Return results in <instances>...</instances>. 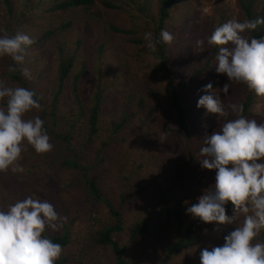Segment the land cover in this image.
Listing matches in <instances>:
<instances>
[{"label": "trees", "instance_id": "16d2710c", "mask_svg": "<svg viewBox=\"0 0 264 264\" xmlns=\"http://www.w3.org/2000/svg\"><path fill=\"white\" fill-rule=\"evenodd\" d=\"M101 1L105 7L110 9L125 7L123 16L129 15V20L133 26L141 32L143 52L150 51L144 40L145 33L151 32L153 39L158 40L161 29H167L175 36L179 34L180 22L190 23L184 17V13L180 14L179 17L175 16V12H180L179 9H175L177 8L175 2L178 0H124L125 5L123 6L114 5L111 0ZM237 1L245 17L244 21L264 17V9L259 14L255 10L256 0ZM95 2V0H33V5L28 10H17L15 9L14 0H3L6 14L4 15V28L0 29L3 30L0 35H15L17 32H21L33 39L34 43L27 47L25 61L22 65L15 64L8 56H4L0 60L2 84L6 87H25L36 93L41 109H33L27 114V118L39 116L45 121V128L54 147L48 153L37 154L31 145L25 144L20 160V164L25 171L15 174L11 171L0 172V209L6 210L17 200L33 196L34 198L48 200L55 206V210L61 217H67L63 228L59 231L46 232V235L53 242L61 244L63 249L56 264H72L70 261L74 259L70 256V250L72 248L78 250L79 247L87 250L86 248L89 246L101 249L110 248L116 264H129L131 261L127 260L126 250L120 246L115 234L125 231L129 234L131 242L147 236L150 232V217L155 215L157 209H159L158 211L168 221H171L170 227H175L174 237L166 248L156 249L159 250V253H155L154 247H147L148 249L144 253L139 251L137 263L135 261L134 263L151 264V260L156 254L155 264H167L168 255H176L186 250L196 249L194 256L196 260L189 264H200V250L205 247L222 245L224 236L233 230L234 225L205 224L187 215L184 202L186 199L191 202L190 198L193 195L191 189L181 196L174 192L172 194L173 198L168 193L163 192L159 203L146 205L139 214L140 218L136 219L134 225L129 229H126L122 213L115 206L116 202L114 203L116 198L103 193L94 182L97 178L92 176L91 171L96 165L84 161L86 158L84 156L87 153H92L98 158L103 148L110 145V141H101V134H107L111 131L116 135L119 130L121 132L126 130L129 138L142 137L144 130L147 128L146 125H154L158 121L155 104L147 101L144 96L137 97L132 92L125 93L126 86L130 81L128 78L129 72L132 74L137 68H141L139 65L140 62H143V59L129 65V63L127 64L128 57L124 56L122 64H119V70L108 72V81L114 82L110 86L112 90H108L109 88L105 85L103 76V72L106 70L104 67L105 55L114 53V49L104 39L94 43L93 48L88 47L87 38L93 28L103 25L101 17H96L92 12V6ZM17 11L19 15L16 14ZM66 12L73 13L76 18H81L84 22L82 28L75 30V25ZM137 15L139 16L137 17ZM96 19L95 24H92L91 21ZM110 28L116 34H129L126 29L116 26H110ZM179 35L182 38V45H177L179 49L174 51L173 55L183 52V57L188 56L187 47L189 44L190 47L188 48L192 47L193 36L186 31L181 32ZM248 37H255L257 40L264 39V25H258L256 30L248 32ZM188 39H190V43ZM135 42L137 45V41ZM94 46L96 47L94 48ZM167 46V44L157 43L156 51L150 53L153 58L147 59L150 63L155 59L157 60L155 55L161 58V61L157 62L158 65L156 63L151 66L157 78V69L162 70L161 63L166 62L167 56L170 60L176 62L173 56L167 55L165 52ZM211 48L212 52L206 50L205 47L199 48L202 54L201 59H195L191 71H189L190 74H186L187 78L185 75L179 76V85L178 82L175 83L169 74L168 76L161 75L166 84V99L169 105L167 120L171 124L170 129L182 137V141L185 143L184 148L189 157L188 160L180 163L184 169L190 164L193 169L194 167L200 168L198 159L194 158L203 146L204 137L211 134L213 129L212 123H207L210 114H207L206 109L197 107L198 99L205 94L202 89L209 83L213 86L218 85L219 82L222 84V80L226 76L216 72L215 56L218 49ZM36 57L41 60L37 61L39 63L37 68H33L31 65L36 64L34 60ZM119 58L121 57L116 59ZM13 65H15V71H10L9 69ZM176 65L178 68L179 63L176 62ZM91 67L94 68L92 73L97 83L92 88V103L88 107L89 112L86 116L85 107L87 105L81 100L80 84H82L81 81L84 80ZM23 68L29 69L31 79L23 76ZM164 69L168 72L165 64ZM210 79L212 80L210 81ZM236 85L240 92L241 100L238 99V101L243 108L242 114L247 118H251L257 114L253 112L256 99H264V97L256 96L243 84L236 83ZM115 89L123 94V99L118 100L113 95ZM64 94L71 95L74 101L80 105L77 112L69 109L71 104H64L62 107L61 97ZM152 94L154 96L157 93L153 92ZM152 99L154 100V98ZM221 99L226 104L225 98L221 97ZM0 106H3V104H0ZM64 107H67V111L62 112ZM103 110L111 113L108 116L110 122L106 128H103L100 118ZM64 118L76 120L78 123H70L64 127L65 129L57 127ZM202 119L207 125L200 122L196 123V121ZM79 120H82V123ZM193 120L195 123H192ZM197 126H202L198 129H205L203 134L199 133ZM130 133L131 135H129ZM139 183L136 184L137 192L139 194L146 193L148 187ZM79 186L86 189L81 196L87 198L85 202L83 201L85 204L81 208L77 204V201L80 202V196L77 192ZM126 196L128 194L123 193L119 198L123 200ZM119 198H117V201ZM196 202L198 201H193V203ZM95 205L105 207L112 220V222L106 223L98 229L95 228L99 223L98 220L91 217L92 210H94L92 207ZM227 214L229 216L233 215L230 204L227 205ZM186 216L190 219H187ZM91 219L94 223H91ZM85 221L88 224L83 230L82 224ZM88 227H91V230ZM217 227L220 228L219 232L214 230ZM165 229L166 232L170 231L169 227ZM81 233L85 236L82 245L77 246L75 243L79 240ZM257 239H264V234L257 237ZM165 255L166 259L162 258ZM146 257L148 261L145 260Z\"/></svg>", "mask_w": 264, "mask_h": 264}, {"label": "clouds", "instance_id": "9594fccd", "mask_svg": "<svg viewBox=\"0 0 264 264\" xmlns=\"http://www.w3.org/2000/svg\"><path fill=\"white\" fill-rule=\"evenodd\" d=\"M258 25H264V17L243 22L231 19L216 27L206 40L196 41L198 47L206 43L218 49L215 70L231 82L218 90H213L211 83L205 85L197 107L219 117L226 114L227 107L236 116L206 135L197 153L201 168L215 171V184L203 191L198 202L186 207V214L205 224L234 225L222 245L200 250V264H264V242L257 241L264 231V123L244 116L239 104L226 106L218 94L226 97L236 82L264 97V39L245 35ZM175 39L167 29H161L158 40L151 32L144 34L146 47L152 52L157 43L170 45ZM33 43L21 32L0 35V56L22 65L26 49ZM9 70L15 71V65ZM22 74L31 79L28 68H23ZM0 104V172L23 173L20 160L25 144L37 154L54 147L45 121L39 116L27 118L33 109H41V104L33 90L3 85ZM229 204L231 216L227 214ZM66 220L51 202L33 196L0 209V264H56L63 249L46 232L59 231ZM214 230L219 232L220 228Z\"/></svg>", "mask_w": 264, "mask_h": 264}, {"label": "rangeland", "instance_id": "374dc122", "mask_svg": "<svg viewBox=\"0 0 264 264\" xmlns=\"http://www.w3.org/2000/svg\"><path fill=\"white\" fill-rule=\"evenodd\" d=\"M95 1V4L92 6V12L96 15V17H101L103 25L95 26L93 28L87 38L88 47L93 48L94 43L100 42L101 40L103 41L104 39L107 40V42L114 49V53H108L105 55L104 67L106 70L103 72L105 85L109 88L108 90H112L110 86L114 82L108 81V72L119 70V64H122L124 56L128 57L127 64L129 63V65L139 59H143V62H140L141 64L139 65L141 68H134L136 70L132 74L129 72L128 78L130 81L128 86H126L125 93L129 94V92H132L136 94L135 96L137 97L144 96L147 98V101L155 104L157 114L156 117L158 119L154 125H146L147 128L144 130L142 137L129 138L126 134V130L123 132L119 130L116 135L111 131H106L107 134H101L100 139H102L101 141H110V145L103 148L98 158H96L92 153H87V155L84 156L86 157L84 161L96 165V167L91 171L92 176L97 178L94 182L100 187L103 193L109 197L116 198V201H114V203L116 202L115 206L122 213L124 225H126L125 228L129 229L132 225H134V221L140 218L139 214L146 205H156L159 203L163 192L168 193L170 197L174 192H176L178 196H181L188 190L192 189L193 195L190 198L191 202H188L187 199L184 202L187 207L192 204L193 201H197V198L203 194L205 189H208L214 184L216 175L215 171L202 169L201 166L200 168L194 167L193 169L190 167L191 164L184 169L180 165L181 162H185L189 159V157L184 148L185 143L182 141V137H180L176 132H172L170 129L171 124L167 120L169 105L166 99V84L163 78H161V75L163 74L168 76L169 74L174 79L175 83L178 82L179 85V76L185 75L186 77V74H190L189 71H191V66L195 62V59H201L202 54L200 53V47L196 45V41L198 39L206 40V37L211 35L213 29L231 19L243 22L245 17L237 0H181V2L178 0L175 2L177 5V8L175 9H179L180 11L175 12V10V16L179 17L180 14L182 15L184 13V17L188 22H190L189 24L180 22L181 25L179 27V34L186 31L193 36L192 39L194 42L192 41L191 48H188L190 47V44L187 47L188 56L183 57V52L173 55V52L179 49L177 45H182V38H180L179 34H176V39L172 44L165 47V52L167 55L175 58L176 62L179 63V67L177 68L176 62L170 60V58L165 55L167 56L166 62L161 63L162 70L157 69V78L154 73V69H151V66L155 65L157 62L159 63L161 58H158L155 55L157 60L155 59L153 62L149 63V60L147 59L153 58L150 55L151 51H142L143 46L141 41L143 40V37L139 29L135 28L129 20V15L123 16L125 7L122 9H110L105 7L101 0ZM111 3L117 6L125 5L124 0H111ZM14 5L17 10H28L33 5V0H14ZM263 9L264 0H256L255 10L257 14H259ZM5 14L6 12L4 10L3 0H0V29L4 28ZM16 14L19 15L18 11ZM66 14L69 16L71 22L74 23L75 30L82 28L84 22L81 18H76L73 16V13L70 12H66ZM138 16L139 15H137V17ZM95 21H97V19L92 20L91 23L95 24ZM110 26L126 29L129 31V34H116L111 31ZM245 35L248 36V33H245ZM189 40L190 39H188V42ZM135 41H137V45ZM95 47L96 46H94V48ZM203 47H205L209 52H212V48L206 43ZM118 57L121 58L116 59ZM2 58H4V56H0V60ZM34 60L36 61V64L31 66L33 68H37L39 64L37 61H40L41 59L36 57ZM164 64L167 66L168 72L164 69ZM93 69V67L89 68L84 80L81 81L82 84H80L81 100L85 105H87L85 107L86 116L89 112L88 107L92 103V88L97 83L96 79L93 77ZM1 70L2 65L0 64V71ZM211 80L212 79H210V81ZM225 83H231L227 76H224L222 84L219 82L218 85L213 86L214 90L222 89ZM0 85H3L1 78ZM153 92H156L157 94L153 96ZM218 94L225 98L226 106L233 103L239 104V101L241 100L236 82L231 84L229 93L226 97L222 92ZM113 95H115L118 100L124 98L123 94L116 89L113 91ZM152 98H154V100ZM61 103L62 107L64 104H71L69 109H72L75 112L78 111L80 106L74 101L71 95L67 94H64L61 97ZM66 109L67 107H64L62 112L67 111ZM253 112L257 114L253 115L250 119H255L258 122L264 123V99H256V106L254 107ZM109 115H111V113L107 110L102 111V117L100 118L103 128H106L110 122L108 117ZM226 115L227 116L221 115L219 117L216 114H210L207 123H212V132L217 130L220 123H223L225 120L236 118L235 114H233L227 107ZM74 122L78 123L76 120H68L64 118L59 122L57 127L65 129L64 127H66V125ZM79 122L82 123V120H79ZM199 122L207 125L203 119L196 121V123ZM192 123H195V121L193 120ZM199 127L202 126H197V129ZM192 130L194 131V128ZM204 130L205 129L203 128L198 129L199 133L202 134L204 133ZM129 135H131V133ZM196 158L198 159L197 155L194 159ZM42 172L44 174L46 173L45 171ZM137 183L144 184L148 187L146 188V193L139 194V192H137ZM85 191L86 189L83 186H79L77 191L81 202L77 201V204L80 206L79 208L83 207L82 205L85 204L84 202L87 199L84 198V196H81V194ZM123 193H127L128 196L121 200L119 197ZM117 198H119L118 201ZM171 198H173V196ZM92 209L94 210H92L93 213L91 214V217L93 219H97L99 222L95 228L98 229L100 226L112 222L105 207L95 205ZM158 210L159 209H157L155 215L150 217V232L147 236L140 237L134 242H131L127 232L124 231L123 233L115 234V238L119 241L120 246L124 247L126 250L127 260L131 261L129 264L137 263L139 251L144 253L146 252V249H148L147 247H154L155 253H159V250L156 249L166 248L168 243L172 241L175 233V227H170L171 221H168ZM186 218L190 219L187 216ZM87 221L82 224L83 230L87 227ZM91 223H94L93 220ZM166 227L170 228L169 232H166ZM88 229L91 230V227H88ZM83 232L85 233L86 231ZM263 234L264 231H262L259 236ZM84 236L85 235L81 233L79 235V240L75 243V245L81 246ZM257 241L264 242V239H257ZM86 249L87 250H83L82 247H79L78 250H75L72 248V250H70V256L74 260L70 261V263L116 264L114 255L111 253L110 248L101 249L89 246ZM195 252L196 249L186 250L176 255H168L167 259L166 255L162 256V258L166 259L167 264H189L196 260V257H194ZM156 259L155 254L151 260V264H155ZM145 260L148 261V258L146 257Z\"/></svg>", "mask_w": 264, "mask_h": 264}]
</instances>
